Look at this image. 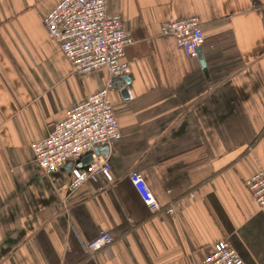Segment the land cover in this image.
<instances>
[{"label":"crops","instance_id":"0c3cea01","mask_svg":"<svg viewBox=\"0 0 264 264\" xmlns=\"http://www.w3.org/2000/svg\"><path fill=\"white\" fill-rule=\"evenodd\" d=\"M60 1L0 0V264H194L222 239L264 264V211L244 184L264 168V0H107L134 40L129 82L109 93L120 138L95 154L112 182L96 174L71 193L79 160L46 175L30 146L108 78L71 74L42 24ZM191 16L201 59L161 34ZM101 232L113 243L87 256Z\"/></svg>","mask_w":264,"mask_h":264},{"label":"built area","instance_id":"2783aa9c","mask_svg":"<svg viewBox=\"0 0 264 264\" xmlns=\"http://www.w3.org/2000/svg\"><path fill=\"white\" fill-rule=\"evenodd\" d=\"M106 2L61 0L42 17L46 33L69 63L73 76L82 77L105 70L108 78L102 90L83 98L67 110L63 120L54 124L44 139L30 146L39 171L46 175L57 173L68 161L80 160L91 154L92 159L85 170L72 171L68 186L70 193L96 174L112 182L109 164L95 156L94 149L106 147L120 138L109 93L114 87L113 79L130 72L124 55L134 40L124 30L120 18L107 11ZM161 34L173 37L176 46L191 59H197L205 45L202 24L195 16L170 18L161 28ZM129 179L146 207L152 212H161L143 177L134 172ZM244 184L258 209L264 211V168L247 178ZM165 212L171 213L172 208H167ZM97 236L84 249L89 257L113 243V237L108 232H101ZM194 264L245 262L227 240L222 239L204 260Z\"/></svg>","mask_w":264,"mask_h":264},{"label":"water","instance_id":"95a60500","mask_svg":"<svg viewBox=\"0 0 264 264\" xmlns=\"http://www.w3.org/2000/svg\"><path fill=\"white\" fill-rule=\"evenodd\" d=\"M197 57H198V59H201V54H199V56H197ZM202 65H204V62H202ZM128 80L129 79H128L127 76H123V77H120V78H114L113 79L114 88L116 89L117 87H121L122 86L121 85L122 81H124L125 83L128 84V82H129ZM121 94L123 96L127 97V95H128L127 94V90L126 89H123L121 91ZM106 149H107L106 147L96 148V149H94V153L98 155V152H101V155L104 157L105 154L107 153ZM91 159H92L91 154H88L87 156H84L76 164V169H78V170H85L86 167H87V165H88V163L91 161Z\"/></svg>","mask_w":264,"mask_h":264},{"label":"rangeland","instance_id":"374dc122","mask_svg":"<svg viewBox=\"0 0 264 264\" xmlns=\"http://www.w3.org/2000/svg\"><path fill=\"white\" fill-rule=\"evenodd\" d=\"M74 77H77V76H74ZM79 78V77H78Z\"/></svg>","mask_w":264,"mask_h":264}]
</instances>
